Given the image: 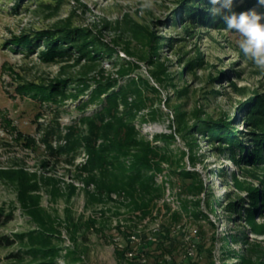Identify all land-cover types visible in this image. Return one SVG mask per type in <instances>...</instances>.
Segmentation results:
<instances>
[{"label": "rangeland", "instance_id": "1", "mask_svg": "<svg viewBox=\"0 0 264 264\" xmlns=\"http://www.w3.org/2000/svg\"><path fill=\"white\" fill-rule=\"evenodd\" d=\"M183 1L0 0V169H23L32 175L29 182L37 183L39 188L32 194L40 197L39 205L49 216L47 224L54 228L50 240L58 249L56 264H207L209 253L215 264H240L236 256L245 252L254 262L264 258V232L250 231L243 213L225 212L237 196L251 207L248 191L235 189L232 176L260 186L258 179L244 173L247 166L239 158L246 152L241 146L252 147V127L241 108L264 96V71L244 56L235 31L199 22L185 32ZM241 7L244 3L237 1L236 11ZM61 27L87 30L96 42L114 51L100 50L97 63L89 69L87 59L75 50L45 61L39 56L44 48L41 41L31 51L10 44L24 34ZM150 33L159 45L154 53L146 43ZM127 47L133 55L125 52ZM149 55L162 64L160 68L140 59ZM190 60L191 68L186 65ZM126 62L131 63V72L121 78L118 70ZM131 77L144 78L154 88L144 93L146 107L136 113L135 128L142 137L167 147L173 159L172 166L162 163L154 172L163 192L145 216L117 193L105 202L89 200L94 184L86 186L75 177L76 166L87 159L82 148L75 155L49 149L65 145L70 125L101 107L96 100L84 110L78 108L89 99L95 80L114 79L120 85ZM80 78L91 87L77 99L68 97L57 104L16 89L24 83L48 85L66 79L72 82L65 87L69 93L82 86ZM221 119L230 122L228 129L242 143L240 147L210 140L207 132L194 129L199 120L213 124ZM156 135L166 137L155 141ZM184 172L193 173L195 179ZM258 172L262 177L263 171ZM70 185L75 187L73 193ZM18 188V180L0 173V207L13 215L0 231L24 235L23 243L17 237L12 246L0 248V263L17 252H22L25 264L32 262L27 238L39 226L22 207ZM174 213L177 219H172ZM70 215L78 224L76 232L70 227ZM252 219L263 224L264 213ZM166 225L170 235L163 229ZM243 233L246 241H227ZM126 245L130 249L118 257L116 247Z\"/></svg>", "mask_w": 264, "mask_h": 264}, {"label": "trees", "instance_id": "2", "mask_svg": "<svg viewBox=\"0 0 264 264\" xmlns=\"http://www.w3.org/2000/svg\"><path fill=\"white\" fill-rule=\"evenodd\" d=\"M237 1H242L244 7L241 11L255 6L256 0H233V8ZM183 4V27L185 32L192 31L197 23L213 25L215 28H227L222 18L213 16L210 12L212 5L209 0H184ZM199 6L203 8L200 10ZM258 12L264 13V8H258ZM209 11V12H207ZM239 12V11H237ZM147 44L154 53L158 51L159 45L156 35L148 34ZM37 40V42H36ZM41 41L44 48L39 51V56L45 61L54 60L67 56L72 50L87 59L86 67L92 68L97 63L100 50L103 52L114 51L110 46L96 42L95 37L81 28L61 27L55 30H38L33 34H24L16 37L10 43L14 47H21L31 51ZM165 45V44H163ZM128 55H133L129 47L124 49ZM153 55V54H152ZM152 55L145 56V61L150 64H156L161 67L160 62H153ZM141 56V55H139ZM197 63V62H196ZM193 60L187 62V67H193ZM131 63L126 62L120 65L118 75L125 78L130 74ZM152 75L159 79L158 72L152 70ZM216 79V78H215ZM96 81V86L89 93V99L81 101L78 104L80 110H84L90 102L98 100L101 107L89 115H82L77 122L70 125L69 132L66 135L67 142L63 146L54 149L49 146L53 152H69L72 155L83 149L87 155L85 162L76 166L75 177L82 181L86 186L93 183L95 191L88 193L91 202L101 203L110 200L111 193H117L119 197L128 201V205L133 211H138L143 216L151 212V204L162 196L163 188L155 181V171L160 170L162 163L172 166L173 159L171 152L167 147L158 146L154 142L142 137L133 124V119L137 112L146 107L144 93L154 90L148 81L140 77H131L124 84H116V80ZM79 84L74 91L65 92V87L72 85V82H66V79H57L50 84L42 83H24L17 86L19 94H29L36 99L52 102L54 104L70 97L77 99L88 90L92 84L86 79L80 78ZM104 95V96H102ZM255 104L251 110L249 108ZM248 115L247 123L252 127L249 139L252 147L241 146V142L236 138L232 131L228 129L230 122L225 119L218 121L199 120L194 129L202 133H208L210 140H217L219 143H229L230 147L237 146L242 148L245 154L241 155L239 161L244 165V173L248 176L258 179L259 187L248 184L245 180H240L232 176L233 186L237 190H246L250 198L251 207H245L242 199L238 196L231 200L225 206V212L230 214L243 213V218L250 231L264 232V223L256 224L252 217L260 216L264 213V174L259 176V170L264 167V96L254 97L241 108ZM217 122V124H216ZM192 128V129H193ZM190 130V129H188ZM217 132V133H216ZM166 135H156L155 141L165 138ZM250 148H252L251 151ZM223 150V148H220ZM11 180H18V199L22 207L30 215L31 219L38 224L39 230L29 234L27 240L30 253L31 264L39 258L41 262L35 264H56L58 249L50 240L54 228L48 226L49 216L45 214L43 208L39 205V196L32 194L38 190L37 183H30L29 175L23 169H0ZM182 175L195 179V175L190 172H184ZM193 185V181L191 182ZM196 184L194 183L193 187ZM75 187L70 185V191L73 193ZM13 215L0 207V228L6 225ZM178 213H174L172 219H177ZM93 224L94 220H89ZM70 227L76 232L78 224L70 215ZM166 234H171L169 227H163ZM20 242L24 235H17ZM17 237L4 234L0 231V248L12 246L17 241ZM169 237V236H168ZM226 239V236H224ZM231 243L246 241L245 234L231 235ZM23 243V242H22ZM129 245L123 248L116 247L117 256L124 257L125 251L129 250ZM71 253V252H70ZM207 264H215L211 253ZM240 264H264V258L259 262L252 261V256L247 252L236 256ZM0 264H25L22 252L12 253L6 256L5 261Z\"/></svg>", "mask_w": 264, "mask_h": 264}, {"label": "clouds", "instance_id": "3", "mask_svg": "<svg viewBox=\"0 0 264 264\" xmlns=\"http://www.w3.org/2000/svg\"><path fill=\"white\" fill-rule=\"evenodd\" d=\"M209 3L211 14L219 15L228 30L239 34L236 44L244 56L264 71V13L257 10L264 8V0H256L254 7L239 12L234 10L233 0H209Z\"/></svg>", "mask_w": 264, "mask_h": 264}]
</instances>
